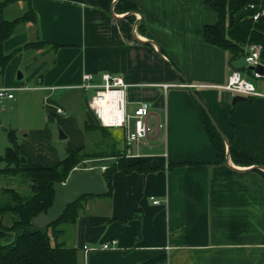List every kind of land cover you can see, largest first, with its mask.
Segmentation results:
<instances>
[{"label":"crops","instance_id":"obj_1","mask_svg":"<svg viewBox=\"0 0 264 264\" xmlns=\"http://www.w3.org/2000/svg\"><path fill=\"white\" fill-rule=\"evenodd\" d=\"M114 1L106 11L96 0H29L36 20L0 39V87L11 93L28 87L18 80L23 72L16 77L23 69L50 115L65 131L75 129L62 157L86 145L85 121L99 124L82 95L90 88L81 86L84 73L94 84L104 72L121 75L127 110L145 101L148 121L161 124L157 136L120 145L127 163L142 160L153 169L114 170L110 193L83 199L74 222L62 226L61 242L75 247L77 264H264V97L233 100L238 94L216 86L231 69L245 67L204 39L216 14L203 0H129L134 8L120 11ZM25 8L21 0L4 4L0 35L1 19ZM38 41L43 44L27 45ZM58 90H64L59 97ZM73 91L74 98L65 95ZM202 105L225 136L223 160L217 161ZM128 124L132 129L133 120ZM43 146V139L22 140L21 163L23 154L32 166L62 158ZM229 148L249 160L231 156ZM117 161L92 157L74 167L102 171ZM112 240L111 248H100Z\"/></svg>","mask_w":264,"mask_h":264},{"label":"trees","instance_id":"obj_2","mask_svg":"<svg viewBox=\"0 0 264 264\" xmlns=\"http://www.w3.org/2000/svg\"><path fill=\"white\" fill-rule=\"evenodd\" d=\"M11 1L17 0H1L0 11L4 4ZM21 1H24L26 6L21 15L11 20L1 19L0 39L9 36L20 22L36 20V14L30 7L29 0ZM260 1L203 0L216 14L215 21L204 26V39L228 50L230 59L242 54V46L246 42L262 44L264 53V14L253 21L250 18L252 9L248 8L249 3ZM96 2L100 8L109 11L112 0H96ZM113 8L115 11L132 10L134 5L129 0H115ZM229 12L233 16L230 24H228ZM129 18L133 20L132 17ZM38 44L43 43L41 41L27 43L28 46ZM54 46L58 45L54 44ZM200 113L209 139L217 152V161L223 160L225 154L223 139L201 107ZM111 128L85 121L84 131L88 134L90 143L67 152L52 166H23L16 136L12 131L8 132L9 145L4 155L0 156V161L4 162V166L0 168V174L11 181L18 178L20 187L7 186L0 190V264H77L75 247L65 245L58 240V237L64 224L74 222L81 201L93 195H84L69 204L56 221L44 228L33 226L30 219L50 205L53 198V182L65 181L74 166L79 164L80 167H85L83 162L86 159L118 157L116 163H111L101 171L105 184V195L111 191V177L114 170L121 169L124 172H130L153 169L142 160L127 163L123 156L124 149L120 147L119 140ZM228 152L231 156L236 154L230 148ZM236 155L243 162L249 160L243 154L237 153ZM4 217L8 218L9 223L3 220Z\"/></svg>","mask_w":264,"mask_h":264},{"label":"built area","instance_id":"obj_3","mask_svg":"<svg viewBox=\"0 0 264 264\" xmlns=\"http://www.w3.org/2000/svg\"><path fill=\"white\" fill-rule=\"evenodd\" d=\"M248 8L252 9L250 18L255 21L264 14V0L258 3L251 2L248 4ZM242 57L244 63L247 65L244 72L238 69H231L224 83L216 86L246 97H264V53L262 44L257 42H246L242 46ZM258 65L263 67L262 72L256 69ZM249 76L256 81V84L249 79ZM82 78V87L94 89L93 94L87 101V107L93 111L99 124L106 127L123 128L126 132L125 141L127 145L145 141L159 134L161 124L157 122L153 125L148 121L150 112L147 102L142 101L130 111L127 110V101L125 98L126 83L121 75L104 72L101 74V82L98 84L90 82L92 80V75L89 73H84ZM106 92L116 96L114 103L115 109L108 111L112 118L107 123L104 121L103 115L97 106V102L105 96ZM3 97H12V93L9 92L6 87H0V98ZM55 111L62 112V109L59 106H55ZM130 119L133 120L132 129H128V122ZM101 169L104 170L105 167ZM153 202L158 201L153 200ZM113 243H115V240H112L111 244L105 241L101 243L100 248H111ZM84 248L86 250L91 249L86 246H84Z\"/></svg>","mask_w":264,"mask_h":264},{"label":"rangeland","instance_id":"obj_4","mask_svg":"<svg viewBox=\"0 0 264 264\" xmlns=\"http://www.w3.org/2000/svg\"><path fill=\"white\" fill-rule=\"evenodd\" d=\"M13 12L15 11L12 10L10 12H6L5 15L10 18L14 15ZM235 63L239 65L242 64L243 67H247L241 56L236 59ZM22 70L20 69L19 71H16V77L19 72H23L24 76L18 80H20L19 82L22 85L28 87L22 88L21 90H13L12 93L14 95V99L12 100L6 98L0 100V156L4 155L5 150L9 145L8 132L12 131L16 136L19 145L22 140H26V144L31 145L36 140L43 139L45 146L49 148H55L59 154V158H61L74 140L71 132L74 133L75 129H72L70 132L65 131L62 127V123L58 121L56 117L50 115V113L46 110L44 104L46 101L44 102L43 100L42 92L31 88L33 84H36V81L27 80V73ZM249 79L256 84V81L250 76ZM63 91L64 90H58L56 92V94H58L57 97H59V94H62ZM93 92V88H88V90L85 93H82V95L90 98ZM74 93L75 92L73 91L70 93H65V95L68 96L71 94L70 96L74 98ZM60 99H63V97L61 96ZM76 103L77 102L74 101L73 105H78ZM68 110L69 109L66 108V113ZM61 115L63 117L65 116L64 113ZM77 123L78 129L82 130V124H80L79 121H77ZM60 131H62V133L65 135L64 137H60ZM111 131L115 134V137L118 138L119 145H122V143L124 144L125 135H123L122 132L117 128H112ZM83 135L84 144L88 145L90 143L88 134L84 132ZM29 150L31 152V148H29ZM22 154L23 153H21V155ZM23 156L24 158L22 160V165H30L32 162L30 159H28L29 156L27 154H23ZM3 166L4 162L0 161V168ZM18 181V178H16L14 181H11L8 177L5 178V176L0 174V190L2 187L7 186L19 188L20 186ZM7 219L8 218L4 217L3 220L9 223V220ZM60 239L61 236L58 237L59 241H61Z\"/></svg>","mask_w":264,"mask_h":264},{"label":"water","instance_id":"obj_5","mask_svg":"<svg viewBox=\"0 0 264 264\" xmlns=\"http://www.w3.org/2000/svg\"><path fill=\"white\" fill-rule=\"evenodd\" d=\"M114 1V0H113ZM112 1V2H113ZM233 20L232 13H228V24ZM262 66H256V69L262 72ZM18 78L21 73H18ZM246 97L242 95H235L233 100H244ZM212 125L225 140V136L219 128L218 124L211 116L209 111L202 105ZM60 137L65 135L60 131ZM53 198L46 210L40 211L30 219V223L38 228H44L50 223L56 221L65 211L69 204L74 203L84 195H103L105 192V184L102 178L101 170L98 167H91L80 170L72 168L69 172V177L63 181H55L52 184Z\"/></svg>","mask_w":264,"mask_h":264},{"label":"bare ground","instance_id":"obj_6","mask_svg":"<svg viewBox=\"0 0 264 264\" xmlns=\"http://www.w3.org/2000/svg\"><path fill=\"white\" fill-rule=\"evenodd\" d=\"M116 96L106 92L105 96L97 102V106L101 114L103 115L104 121L107 123L111 120L112 116L108 113L109 110L115 109Z\"/></svg>","mask_w":264,"mask_h":264}]
</instances>
